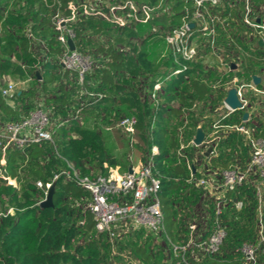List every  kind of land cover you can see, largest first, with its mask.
Here are the masks:
<instances>
[{"label": "trees", "instance_id": "16d2710c", "mask_svg": "<svg viewBox=\"0 0 264 264\" xmlns=\"http://www.w3.org/2000/svg\"><path fill=\"white\" fill-rule=\"evenodd\" d=\"M71 1L77 0H61V7L68 15L72 14L73 10L69 6ZM126 1L145 5L159 4L163 0ZM165 2L170 8L169 18L172 22L169 32L193 18V0H165ZM77 6L79 7L80 3L77 2ZM216 6L218 5L208 7ZM34 17L38 20L32 26L33 30L36 33L40 32L44 38L51 39L50 42L53 43V47L55 46L53 49L50 45V51L55 54L54 61H46L42 64L33 51L31 37L23 30L26 27L25 17L21 12L14 13L11 0H0V79L7 74L13 79L29 77L35 80L39 88L46 93L49 107L47 108L52 122L55 123L54 136L58 134L62 141L58 146H55L54 142L47 141L41 145L28 146L24 150L8 149L5 165L8 174L13 178L21 179V172L18 169L21 164L26 163L28 180L25 181L26 183L20 180L19 187L0 182V196L4 194L10 203L7 207L14 208L13 214L3 212L0 215V264H108L110 243L105 242L103 236H109V232H97L93 214L89 210L85 213L78 212L77 208L68 202L74 197L89 196V192L70 179H66L65 176H60L53 196V206L42 207L37 204V201L42 198L44 192L37 187L36 181L41 180L44 184L51 182L56 173L70 167L69 163L79 169L82 175H90L91 165L101 166L103 172L107 171L106 163L116 165L111 150L106 148L100 129L86 125L83 118L81 120L76 118V115L82 117V113L90 109L89 106L94 110L102 103L109 101H112L113 106L127 107L132 112L129 115L137 118L134 133L137 139L135 146L142 160L147 159L153 145L158 148L154 161L162 184L159 198L164 213V229L159 231L163 233L162 236L168 243L173 244L174 238H177L175 229L179 222L178 213L183 201H186V205L201 202L203 189L208 192L203 186L187 181L193 172L195 177L204 176L200 173L194 157V149L197 145L191 141L198 127L203 129L206 138L209 134L205 126L197 121L193 106L196 102L209 98L211 91L214 90L209 81L219 79L227 83L233 70L227 71L222 77L208 70L205 79L201 77L197 67L193 66L174 75L172 72L180 67V63L175 59L165 34L161 36L154 32L139 41L136 31L131 27L110 22L104 26L102 21L93 19L89 24L95 27V31L106 29L112 34L114 41L125 44V47L120 48L114 43L106 45L92 39L87 33L81 35L80 26L73 28L76 34L75 46L79 51L85 50V53L97 51L105 56L103 65H94L84 84L85 88L102 92L105 97L97 103L85 104L75 98L79 91L82 92L77 73L65 69L59 59L56 60L57 56L63 55L66 50V47L58 40V33L51 30L44 16L40 17L35 13ZM161 19L166 21L168 17L163 15ZM156 20L158 19L154 18L152 21ZM193 22L196 29L197 22L194 19ZM152 26V22L145 21L139 23L136 29L148 34ZM132 40L136 41L132 43ZM93 60L96 62V57H93ZM179 61L185 62L182 58ZM165 63L169 65L168 71L161 73L159 80L154 78L152 87L156 82H161L163 85L160 88L175 92L179 106L155 102L154 105L151 103L147 105L135 91L127 89L126 84L131 85L137 81L141 72L153 76ZM243 75L246 80L252 81L253 74L245 72ZM71 76L73 78L70 79ZM1 85L3 84L0 83ZM256 86L260 87L261 83ZM226 92V90L221 91L218 96L222 101ZM32 93L31 89L21 91L17 89L16 100L20 99L23 103L20 106L9 104L0 91V126L7 121L20 120L34 108L28 102V99L33 97ZM107 93L111 95L112 100ZM79 97L82 98V96ZM84 98L85 95L83 100ZM244 112V109L231 111L222 120L232 125L244 124L242 120ZM242 136L243 134L238 130L229 131L225 137L207 146V149L210 146L214 147L217 154L211 153L206 156L203 152L202 157L210 160V163L218 167V171L221 172L222 169L227 168L232 152H237L240 146L245 145ZM182 143L186 146L180 149ZM120 167L121 170H127L129 166ZM208 197L213 202L210 207H213V213L209 219V227L203 233L200 229L197 230L196 225L193 230L189 228L191 232L188 233L187 230V237L195 243L207 239L216 225V200L209 192ZM236 199H244L247 202L243 210L238 212L239 215L229 212L230 205L235 209ZM261 199L264 201V192L262 196H259L257 187L247 181L235 191L227 193L222 201L220 219L226 226L227 233L234 235V240L237 242L242 240V233L248 235L252 231L251 216H254L255 206H258ZM151 232L154 233V231ZM130 244L136 246L133 241H130ZM193 245L186 250L184 258L181 253L175 255L172 251L169 264H240L242 262L214 257L222 248L210 253L199 247L205 255L202 260L195 259L190 253L195 248L198 249V246ZM135 251L150 264H165L159 253L148 252L142 245H137Z\"/></svg>", "mask_w": 264, "mask_h": 264}, {"label": "rangeland", "instance_id": "374dc122", "mask_svg": "<svg viewBox=\"0 0 264 264\" xmlns=\"http://www.w3.org/2000/svg\"><path fill=\"white\" fill-rule=\"evenodd\" d=\"M77 2L80 3L79 7L77 6ZM132 4L133 5L127 3L126 0L71 1L69 6L72 7L73 10L72 14L68 15L61 7V0H11V7L14 13L21 12L26 19V27L23 30L29 37H31L33 51L41 60L42 64L46 61H54L55 54L53 51H50V45H52L53 49L55 46L53 47V43L50 42L51 39L44 38L40 32L36 33L35 30H33L32 26L38 20H35V13L40 17L44 16L48 20L52 31L55 30L57 33L58 31L60 33L56 21L59 17H63L64 21L61 25L62 32H65L66 29H73L75 26H80L82 29L81 35L87 33L92 39L106 45L114 43L120 48L125 47V44H118L114 41L112 34L106 29L103 31H95V27L90 26V21L98 19L102 21L105 26L107 22L117 24L115 20L121 18V26L133 28L139 37V41H141L140 39H145L147 35H151L154 32L161 36L169 33L168 29L171 28L172 22L169 18L170 8L166 5L165 0L159 4H145L144 8L142 7L143 4H137L135 2ZM163 15L168 17L166 21H162L161 17ZM154 18L158 20L153 22L152 20ZM145 21L152 22L153 25L148 34L141 33L136 29L139 23ZM196 22L197 30L195 31L191 42L197 49V56L189 63H186L187 67L196 66L198 71H200L201 77L206 79V73L208 70H212L217 73L219 77H222L227 71L231 70V63L236 64V68L232 69L233 72L227 83L219 79L209 81L214 88V90L211 91L209 98L204 101L196 102L193 106L197 121L205 126L206 131L210 135L207 137L208 140L206 138L201 145H198L194 149L196 165L199 168L200 173L204 174V176L208 178L214 176V178L221 180V172L218 171L219 168L211 164L210 160L204 159L202 153L207 150V146L212 142L222 138V133L218 130L217 123L223 122V120L220 121V118L227 109L222 106L223 102L218 97L221 91H224L230 86L238 87L242 83H250V81L244 78L243 73L245 72L253 75L259 74L264 77V0H221L218 6L207 7L204 11L203 17L196 19ZM260 40L262 41V44H259ZM135 41L136 40H132V43ZM81 51L85 53V50ZM60 55L57 56L56 60H61L62 55ZM85 55L92 56V60L93 57H96V62L93 60L92 67L94 65L100 66L104 63L105 56L100 52L93 51L85 53ZM168 69L169 65L168 63H165L155 72V74H153V76L152 74L141 72L137 81L133 82L131 85L126 84L127 89L135 91L141 99L146 101L147 105H149V103L152 105L160 103L177 107L180 104L174 94L175 92H171L167 88L154 90V86L152 87L153 79L155 78L156 80H159L161 73L167 72ZM69 78L71 79L73 76ZM8 81H14L16 83V88L20 91L22 89H31L33 91V97L28 99L31 107L49 108L48 101L46 100V93L39 88L38 83L35 80L29 77L13 79L7 74H4L0 79L1 84H6ZM162 85L163 84L161 83V86ZM250 88L253 87L245 86L242 91L243 95H250ZM154 91L156 92L155 96L152 95ZM107 95L111 98L109 93H107ZM79 96H82V98ZM83 97V93H80L79 91L75 98H78L85 103L88 98L85 97L83 100ZM247 97L248 99L250 98V96ZM154 99L156 100L153 101ZM11 104L22 106L23 103L20 99H15ZM112 104V101L105 102L94 110L89 106L90 109L82 113V118L85 119L86 125L96 127L102 132L106 148L111 150L112 157L116 160V165L106 163L105 165L107 167L137 165L139 161L142 160V156L135 146L137 142H134V145L132 146L129 142L130 138L127 133L115 125L121 117L129 115L132 112L125 106H113ZM249 107L250 106L248 105L246 109ZM107 126H111L112 129L108 130ZM257 128L258 127H256V130ZM247 130L249 131L250 136H260V134L254 129ZM240 132L243 134L242 139L245 145L240 146V148L238 147L239 150L237 152H232L227 168L229 166L243 168L251 159L250 138L248 137V134H245L242 131ZM54 138L55 146H58L61 143L62 138L58 134H55ZM90 167V175H96L102 172L101 166H98L97 164L93 166L91 165ZM26 169V163L20 165L18 171L21 172V179L18 177L16 181L17 183H19L20 180L22 182L28 180V178H26L28 177ZM119 171L123 172L125 170H121L120 167ZM259 178L258 175H252L247 181H259L261 179ZM203 191L204 193L202 194L203 198L201 202L199 201L195 204L186 205V201H183L182 207L178 213L179 222L175 229L177 238H174L175 240L172 242L173 244L168 243V241L165 240L161 231L154 233L151 231H139L129 224H119L113 227L109 236H103L104 241L110 243L108 264H150L146 262L142 256L136 253L135 248L137 245H142L146 251H152L153 254L159 253L160 257L165 261V264H169L171 261L172 251L175 255H179L180 251L177 250L176 247L186 246L188 249L192 248L194 245L192 242L190 243V241L194 240H190V238L187 237L190 231L189 228H191L189 227L190 223L196 225L197 230L200 229L201 233H203L209 227V219L213 213V207L210 208L213 202L209 199L208 192L204 189ZM262 194L263 193H260L259 196H262ZM68 202L71 206L76 207L78 212L85 213L88 211V195L81 196L80 198H71ZM263 202L264 201L261 199L258 206H255L254 216H251L252 227H250L252 231L250 234L245 235L242 233V240L237 242V240H234L235 236L230 235V232H228L226 236L227 240L223 248L221 247L222 250L214 257H218L221 260H233L232 262H244L245 255L242 248L245 245H254L257 247L256 264H264V244L260 241L261 235H264ZM9 205L8 198L5 197L4 194L1 195L0 213L6 212L9 208L7 206ZM230 206L231 209H229V212L232 214L237 213L239 215L238 211L235 210L234 207L232 208V205ZM222 207L223 206L221 205V209ZM193 239H195V237H193ZM130 241H133V244L136 246L130 244ZM190 255L195 257V259L202 260L205 253L198 247V249L195 248Z\"/></svg>", "mask_w": 264, "mask_h": 264}, {"label": "built area", "instance_id": "2783aa9c", "mask_svg": "<svg viewBox=\"0 0 264 264\" xmlns=\"http://www.w3.org/2000/svg\"><path fill=\"white\" fill-rule=\"evenodd\" d=\"M220 1L193 0V18L186 21L182 26L174 28L166 35V40L172 48L175 59L180 63V67L174 69L172 74L177 75L186 70L188 68L186 63L197 56V49L191 42L197 28L190 27L189 23L192 22L195 25L193 19L196 21V19L202 18L208 6L218 5ZM128 3L133 5L132 2ZM142 7L144 8L145 5ZM63 21V17H59L56 21L58 30H60V33L58 31V40L66 47L60 62L65 69L77 73L78 82L82 85V93L88 98L85 104L91 105L102 101L105 97L104 93L84 87L86 77L92 70L93 60L77 48L70 50L67 41L69 38L74 41L76 34L73 29H66L65 32H62L61 25ZM115 21L118 25L122 24L121 18ZM180 58L185 62L181 63L179 61ZM245 86L254 88L255 84L251 81L238 86V94L241 99H244L242 91ZM160 87L161 83H155L154 90H158ZM0 91L9 104L16 99L17 88L14 81H8L6 84L1 85ZM152 95L155 96L156 92L154 91ZM76 118L82 119L81 115H76ZM136 122L137 118L134 115H129L121 117L115 124L116 127L123 129L127 133L132 146L134 142H137L134 136ZM54 124L50 111L44 107H37L30 110L27 115L22 116L20 120L7 121L0 126V182L19 187L16 182L17 179L8 174L5 169L8 149L24 150L31 145H41L47 141L54 142ZM232 128L248 134L251 145V159L243 168L229 166L221 170L220 193L216 199V225L207 239L196 243L190 241V243L192 242L210 253L217 252L222 247L227 236V228L219 216L222 211V201L226 194L244 185L252 175H258L264 180V136H250L249 131L241 124H234ZM107 129L111 130L112 127L107 126ZM191 143L194 144L193 140ZM185 146L186 144L182 143L180 149ZM157 152V146L153 145L146 160H140L137 165H129L128 169L123 172L119 171V166H106V172L102 171L96 175H82L79 169L69 163L70 167L56 173L53 180L60 176H65L66 179H70L89 192L87 208L94 216L97 232L111 233L112 228L119 224H129L134 229L157 232L164 228V213L159 198L162 184L154 161V155ZM216 152L213 147L211 153L215 154ZM129 168H132V172L129 171ZM193 173L187 179L189 183H196V185L203 186L206 189L217 188L213 179L206 176L195 177ZM52 181L46 184L41 180L36 181L37 187L44 192L42 198L37 201L38 205L46 197ZM234 205L235 209L240 212L245 205V201L244 199H236ZM6 213L13 214L14 208L12 206L9 207ZM2 214L3 212L0 213V215ZM190 227L194 229L195 225L191 224ZM260 241L264 244V235H261ZM176 249L180 251L184 258L188 248L185 246L176 247ZM256 249L257 247L254 245H245L242 248L245 260L240 264H256Z\"/></svg>", "mask_w": 264, "mask_h": 264}, {"label": "crops", "instance_id": "0c3cea01", "mask_svg": "<svg viewBox=\"0 0 264 264\" xmlns=\"http://www.w3.org/2000/svg\"><path fill=\"white\" fill-rule=\"evenodd\" d=\"M257 75L261 78V80H260L261 86L257 87L255 84L254 88H250L251 89L250 95H243V98L246 101V105L242 109H244L245 112H248L249 115H248V118L246 120L242 119L245 122L242 125L249 130L250 129L256 130V127H258L256 131L260 134V136H262V135H264V77L262 75H259V74H257ZM225 90L227 91V88ZM254 94L256 97L254 96ZM247 96H250V98L248 99ZM222 102H223L222 106L225 107L227 110L225 111L223 116L220 118V121L222 119H224V117L227 116L231 112V110L224 103V99ZM248 105L250 107L248 109H246V107H248ZM217 124H218L217 126L219 128L218 130H220L222 133V137H225L226 134L229 133V131L236 130V129L232 128V124L224 123V121L222 123H217ZM208 136H210V135L208 134ZM207 140H208V138H207ZM215 154H217V152ZM209 178L214 180L217 188L207 189V190H208L209 194L211 196H213L216 200L218 198L219 193H220L219 186H220L221 180L214 178V176H211ZM252 183L257 187L259 195H260V193L264 192V180L262 178L259 181H254Z\"/></svg>", "mask_w": 264, "mask_h": 264}, {"label": "water", "instance_id": "95a60500", "mask_svg": "<svg viewBox=\"0 0 264 264\" xmlns=\"http://www.w3.org/2000/svg\"><path fill=\"white\" fill-rule=\"evenodd\" d=\"M190 27H194V23H189ZM70 50H74L76 48L74 41L69 38L67 41ZM259 44H262V41H259ZM236 68V64L235 63H231V69H235ZM38 76L40 75L39 72H37ZM261 78L254 74L252 76V81L254 84H258L260 83ZM224 103L226 104V106L234 111L237 109H242L244 108V106L246 105V101L244 99H241L239 94H238V87L237 86H230L227 88V92L226 95L224 97ZM248 112H244L243 114V120H246L248 118ZM205 140V132L203 131V129L201 127H198L197 132L195 134V137L193 139V142L195 145H201ZM213 150V147L210 146L205 152L204 154L206 156H208ZM129 171L132 172V168H129ZM57 179H54L51 183V185L48 188L46 197L41 201L40 206L42 207H51L53 206V196L55 194L56 191V184H57Z\"/></svg>", "mask_w": 264, "mask_h": 264}]
</instances>
